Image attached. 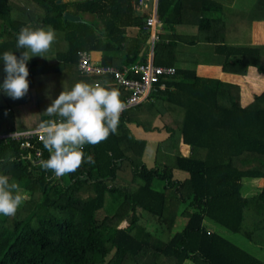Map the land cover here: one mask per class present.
Instances as JSON below:
<instances>
[{
	"label": "trees",
	"instance_id": "1",
	"mask_svg": "<svg viewBox=\"0 0 264 264\" xmlns=\"http://www.w3.org/2000/svg\"><path fill=\"white\" fill-rule=\"evenodd\" d=\"M210 9L221 16L203 14ZM64 12L94 21L63 20ZM156 14L167 27L194 26L158 31L153 63L175 65L174 73L164 78V91L152 93L153 101L121 113L116 134L85 145L78 171L53 178L25 160L17 142L0 140V174L29 197L14 217L0 215V264H264L203 224L207 218L264 247V0H254L231 32L244 43H228L233 16L212 0H157ZM142 25L130 0H0V54L21 55L16 35L22 27L56 33L46 54L52 59L27 63L28 93L13 100L0 92V133L21 130L13 115L18 103L27 102L36 114L51 104L41 90L45 69L58 67L63 90L99 83L123 100L126 91L110 76L80 73L76 53L85 50L91 63L116 68L144 61L148 34ZM213 71L231 80L214 78ZM53 118L44 114L38 124ZM129 123L168 133L155 146L152 167L142 162L145 142ZM37 145L40 159H47ZM9 157L14 162L2 163ZM173 170L184 177L174 178ZM154 178L162 181L160 189L152 187ZM177 216L185 221L171 232Z\"/></svg>",
	"mask_w": 264,
	"mask_h": 264
},
{
	"label": "clouds",
	"instance_id": "2",
	"mask_svg": "<svg viewBox=\"0 0 264 264\" xmlns=\"http://www.w3.org/2000/svg\"><path fill=\"white\" fill-rule=\"evenodd\" d=\"M56 33L51 27H22L16 35V49L22 50L17 57L12 51L0 54L5 77L0 92L13 100L23 98L29 90L27 63L32 57L47 58L55 43ZM127 105L120 93L101 84L77 82L70 90H63L46 108L45 114L53 119L40 123L37 131L47 159H40L38 166L62 178L79 170L85 162V145L96 146L116 134L121 113ZM14 162L12 157L2 163ZM88 163H94L87 157ZM28 195L7 175L0 174V215L14 217Z\"/></svg>",
	"mask_w": 264,
	"mask_h": 264
},
{
	"label": "built area",
	"instance_id": "3",
	"mask_svg": "<svg viewBox=\"0 0 264 264\" xmlns=\"http://www.w3.org/2000/svg\"><path fill=\"white\" fill-rule=\"evenodd\" d=\"M157 0H130L132 7L141 14H144L142 29L148 34L147 59L141 62H133L116 68L111 65H99L90 62V55L85 50H78L77 70L84 74L108 75L115 82L117 87L126 91L122 100L127 107H133L150 98L154 88L163 91L165 87L164 78L174 73V67L169 65H157L152 60V49L157 41ZM39 125L21 130H11L0 133V140H12L24 151L23 158L32 164H38L41 150L38 143L41 142L40 134L37 131ZM42 143V142H41Z\"/></svg>",
	"mask_w": 264,
	"mask_h": 264
},
{
	"label": "rangeland",
	"instance_id": "4",
	"mask_svg": "<svg viewBox=\"0 0 264 264\" xmlns=\"http://www.w3.org/2000/svg\"><path fill=\"white\" fill-rule=\"evenodd\" d=\"M13 1V0H12ZM250 0H246V5H248V2ZM141 12H138V15H140ZM144 17V14H141ZM87 20V19H84ZM131 38V37H130ZM175 65H173L174 67ZM4 65L0 66V84L3 83L4 77H5V73L3 71ZM42 75H43V79H46V82H42L41 83V90L43 91L46 100L51 99L52 101L54 100L55 97V90H57L58 92L63 91V79L61 77V75H59V70L58 67L55 71H53V69H45L43 71H41ZM47 73V74H46ZM248 100L249 102H251L252 97L248 96ZM32 109V106L29 108V106L27 107V102L26 103H18L14 108H13V115L15 116L14 122L15 125L17 126V128H26L28 126H32V124L36 123L38 124V122L41 119V116L44 115L45 113H35V111L30 110ZM37 112V111H36ZM135 130H140L143 133V136H145L144 138H142V140H144L145 142V147H144V151L142 154V162L145 164L146 167H152L154 165V147H155V140L152 141L151 137L149 135L150 132H145L144 130H142L140 127H135ZM163 132V131H162ZM162 132H156V134H161ZM147 143V144H146ZM155 144V145H154ZM182 172L179 170H173V177L174 178H179ZM184 174V173H183ZM162 181L158 180V179H153L152 181V187L156 188V189H160L161 185H162ZM185 219L177 216V218L175 219L173 226L171 228V232H173L174 230H178L182 224L184 223ZM203 224L206 228H210L211 230H213L214 232L220 234L222 237L226 238L227 240H229L230 242H232L233 244H235L236 246L240 247L241 249L245 250L246 252H248L249 254L253 255L254 257L258 258L259 260H262L264 258V247H258L254 244H252L248 239L242 237L240 234L238 233H234L231 232L225 228H223L222 226H220L219 224L205 218L203 220ZM259 248V249H258Z\"/></svg>",
	"mask_w": 264,
	"mask_h": 264
},
{
	"label": "crops",
	"instance_id": "5",
	"mask_svg": "<svg viewBox=\"0 0 264 264\" xmlns=\"http://www.w3.org/2000/svg\"><path fill=\"white\" fill-rule=\"evenodd\" d=\"M75 1H80V0H55V2L56 3H61V2H75ZM212 1H214V2H216L217 4H219V5H221L223 8H225V9H228L229 10V12L232 14V16H233V21H231V23H230V35H229V39H228V43H244V41H243V39H241V38H238V35H235V34H233V33H231L232 31H234V32H236L237 31V27H238V23L240 22L239 21V18H241V19H243V18H245L244 17V15H243V13L244 12H247V10H249L250 9V7H251V5H252V3H253V1L254 0H250L249 2H248V5H246L245 3H246V0H212ZM135 10V9H134ZM137 13L139 12V11H136ZM69 13V12H68ZM142 13V12H141ZM71 15H74V14H72V13H70ZM203 14L204 15H206V16H210V17H217V16H221V14H220V11L219 10H212V9H210V10H208V11H205V12H203ZM246 14V13H245ZM141 15V14H140ZM74 16H78L79 17V19L78 20H69V21H79L80 20V17L81 18H83V19H87V20H85V21H89V22H91V21H94V17L93 16H91V15H89V14H85V13H78V14H75ZM158 19V18H157ZM66 20H68V19H66ZM262 24H261V26H260V29H261V34L263 33V30H264V22H261ZM181 26L180 27H178L176 24H172V26H170V27H167V25L165 24V22H163L162 20H159L158 19V24H157V30L158 31H161V32H168L169 30H170V28L171 27H175V29L176 30H182V31H193L194 30V26L193 25H191V24H189V23H187V22H182L181 24H180ZM128 29H132V28H128ZM128 29H126V30H128ZM245 30H247V29H245ZM243 34H247V31H243ZM128 35V38H130V36L132 35V33L130 34V33H128V34H126V36ZM148 38V37H147ZM263 41V40H262ZM147 42V41H146ZM120 54V53H119ZM119 54H118V56H119ZM147 54H148V43H147V52H146V59H147ZM189 58H190V56H189ZM145 59V60H146ZM152 60H153V53H152ZM219 61H220V58L218 59ZM203 61L204 60H199L198 62H200V63H203ZM136 62V61H135ZM127 65V64H126ZM169 66H171V65H169ZM173 67V66H172ZM212 77H214V78H220V79H222V78H225V79H230V75H226V74H223V73H221V71H213L212 73ZM231 80V79H230ZM165 83V82H164ZM94 85V84H93ZM165 87H166V85H165ZM246 89V88H245ZM244 89V90H245ZM154 91H159L157 88H154V90L152 91V93L154 92ZM164 91V90H163ZM161 92V91H160ZM152 93H151V95H152ZM150 95V101H153L154 100V97H152ZM37 125H40V124H37ZM37 125H35V126H37ZM153 125L156 127V128H161L162 129V122L158 119V118H155V120H154V122H153ZM128 127H129V129H130V131H131V133L133 134V136L135 137V138H138V139H142V138H144L145 136H143V133L144 132H142V131H140V130H135V127H137V126H135L134 124H132V123H129L128 124ZM138 128V127H137ZM155 131L156 132H162L161 134H156L155 133ZM145 132H150L149 134H151V135H149L150 137H151V139H152V141L153 140H155V142H153V143H155V144H157V143H159V142H161V141H163V140H165L167 137H168V133L166 132V131H164V130H151V131H145ZM147 144V143H146ZM154 144V145H155ZM156 146V145H155ZM145 147V146H144ZM143 151H144V148H143ZM154 152H155V147H154ZM142 154H143V152H142ZM141 159H142V156H141ZM153 161H154V158H153ZM181 176L179 177V178H177V179H181V178H183L184 177V174H183V172L180 174ZM205 219V218H204ZM203 219V220H204ZM210 229V228H209Z\"/></svg>",
	"mask_w": 264,
	"mask_h": 264
},
{
	"label": "water",
	"instance_id": "6",
	"mask_svg": "<svg viewBox=\"0 0 264 264\" xmlns=\"http://www.w3.org/2000/svg\"><path fill=\"white\" fill-rule=\"evenodd\" d=\"M62 17H63V20H66V19H68V20H78L79 19L78 16L71 15L68 12H64Z\"/></svg>",
	"mask_w": 264,
	"mask_h": 264
}]
</instances>
